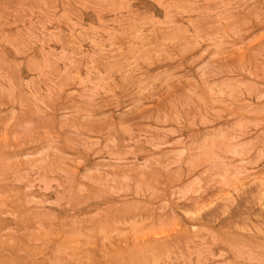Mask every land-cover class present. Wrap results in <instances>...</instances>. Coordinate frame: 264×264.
<instances>
[{
  "label": "rangeland",
  "instance_id": "rangeland-1",
  "mask_svg": "<svg viewBox=\"0 0 264 264\" xmlns=\"http://www.w3.org/2000/svg\"><path fill=\"white\" fill-rule=\"evenodd\" d=\"M0 264H264V0H0Z\"/></svg>",
  "mask_w": 264,
  "mask_h": 264
}]
</instances>
